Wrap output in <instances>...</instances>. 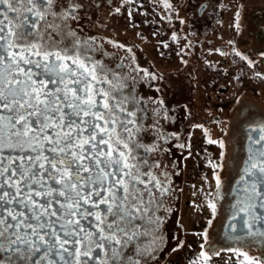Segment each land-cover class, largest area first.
Wrapping results in <instances>:
<instances>
[{"label": "snow or ice", "instance_id": "snow-or-ice-1", "mask_svg": "<svg viewBox=\"0 0 264 264\" xmlns=\"http://www.w3.org/2000/svg\"><path fill=\"white\" fill-rule=\"evenodd\" d=\"M80 7L0 0V264H147L151 256L125 249L141 235L145 193L163 186L137 153L141 129L129 98L116 94L122 85L69 25ZM252 131L260 134L249 137L233 218L247 216V234L264 239V125ZM212 254L201 252L204 264Z\"/></svg>", "mask_w": 264, "mask_h": 264}, {"label": "flooded vegetation", "instance_id": "flooded-vegetation-1", "mask_svg": "<svg viewBox=\"0 0 264 264\" xmlns=\"http://www.w3.org/2000/svg\"><path fill=\"white\" fill-rule=\"evenodd\" d=\"M133 1L75 0L81 5L78 19L69 21L78 36L88 40L92 58L122 85L116 94L129 98L141 129L136 132L142 145L137 153L149 162L152 174L163 186L162 191L153 188L151 196L145 193L148 215L137 222L141 235L125 249V255L135 258L139 248L146 255L151 253L147 264H175L172 256L184 250L189 238L193 240L196 229L200 254L210 247L220 252L230 244L249 245L264 255V239L247 234L243 221L248 217L241 214L233 218L239 207L249 137L257 138L260 133L252 129L264 125V109L251 99L257 102L262 97L253 86V77L260 60H264V3H241L242 28L228 32L225 27H214L222 19L217 5L208 7L210 0L198 5L196 0H153L150 15L142 12L138 21L135 14L125 13L126 5ZM185 1H189V8L184 7ZM183 10L189 15H182ZM151 15L155 23L146 24ZM142 24L153 28L158 37L156 50L149 55L141 43L132 40L145 39L148 31L140 27ZM230 36L236 38L227 45ZM228 48L236 61L228 59ZM211 54L216 57L214 61ZM235 62L238 73L230 80L237 77L239 89L228 81ZM221 119L225 127L217 142L224 141L223 148L209 143L212 122ZM213 144L219 151L212 149ZM210 159L218 165L213 175ZM222 165H230L229 171ZM214 177L220 180L219 188ZM209 203L215 204L214 212ZM257 212L264 213V209Z\"/></svg>", "mask_w": 264, "mask_h": 264}, {"label": "rangeland", "instance_id": "rangeland-1", "mask_svg": "<svg viewBox=\"0 0 264 264\" xmlns=\"http://www.w3.org/2000/svg\"><path fill=\"white\" fill-rule=\"evenodd\" d=\"M188 2H186V1L184 2L185 8H189L191 6L190 4L188 5ZM202 2H203V0H196L195 5H198ZM209 2H210V5H208V7H213L214 6L213 4L217 5L216 9L218 11V15H220L221 19H222V23H217L216 26H214V27H222V28L225 27L226 31L229 32V30H230L232 32L234 30V28H236V30L239 29V26H241V28H242L243 22H242V19L240 17V13H242V10H243L242 4L243 3L259 4V3H264V0H210ZM153 6H154L153 0H135L133 2H130L128 5H126L125 13L126 14H128V13L129 14L130 13L135 14L134 18H136V20L138 21V20L142 19L140 16V14L142 12L148 11V13L150 15V11H151V8ZM126 8L129 11H126ZM133 8H134V10H133ZM181 8H182V6H181ZM183 14L189 15V13H185L184 10L182 11V15ZM150 17H151L150 20L145 22L146 24L150 23V25H151V24L155 23L154 22L155 16L151 15ZM239 20L241 21L240 23H239ZM140 27L145 29L146 31H148L150 36L147 32H145L144 36H145L146 40L144 39L142 41V40H138L137 38H132V40L134 42H136V44L141 43V46L143 49H145V52L147 53V55H149V52L154 53V51L156 50V42L158 43L157 35L156 34L154 35L153 28H150V29L145 28V26L143 24ZM215 30H217V28H215ZM130 32L132 33L131 34L132 36H135V35H133V31H130ZM225 36H226V34H225ZM235 38L236 37H234V36L228 37L227 45H230L233 41H235ZM212 40H213V38H212ZM236 40H238V39H236ZM214 41L218 42V39L214 40ZM158 46H159V44H158ZM238 46L239 45L237 44V47ZM227 56H228V59H230V61H233V62L236 61L233 58L235 56V54L233 53L232 49L228 48ZM215 59H216L215 55L211 54V60L214 61ZM154 62L156 63V61H154ZM257 67H259V68H258L257 72L254 73L253 78L255 79V81L253 82V86L255 88H258V93L262 94V97H260L261 101L257 100L258 103L255 101L254 97L251 99L253 100V102H255V104H257L260 107V110H261V109H264V104H262V102H264V60L263 59L260 60V63H259V65H257ZM237 68H239V67H237V62H235L233 65V68L231 67V69H229L232 73L231 74L232 76L231 75L229 76L228 81L229 82L232 81V82H230L232 86H234L237 83V82H235L237 80V77L233 80H230L231 78H234L233 75H235V73H238ZM211 72L213 73V71H211ZM242 72L243 71L239 72L240 76H242V75L244 76L243 73H245V72H243V73ZM247 77H248V75H247ZM238 87H239V85L236 84V89ZM242 93H244V92H242ZM247 93H249V92H247ZM260 98L258 97V99H260ZM251 99H249V101ZM212 121H214V120L212 119ZM223 123H224L223 119H221L220 122H218V123L212 122L211 133H210V135H211L210 139L212 141H214V140L217 141L220 138L221 133L223 131V128L225 127V125H223ZM227 146H228V148H227L228 161H231V158H230L231 156L229 155V152H230L229 136L227 139ZM212 149L219 151L218 150L219 146L217 147L216 145L213 144ZM212 160L213 159H210L211 175H213V171H214V168L212 167V165L215 164L212 162ZM229 166L230 165H222V168L226 169V167H227V169L229 171ZM211 179H212V176H211ZM195 199L197 200V199H199V197L196 196ZM196 206H197V203H196ZM190 227H193V226L190 224ZM196 230L193 232V236H194L193 240L194 241L193 240L191 241V239L189 238V242L186 243L184 245V247L182 248L184 250L178 251V253L176 252L172 256L173 259L176 261L175 264H204V260L199 253L200 248H199L198 243H197ZM251 245H253V244H251ZM220 249L221 250L219 252V255H214V254L210 255V257H211L210 259H212L214 261L212 263H210V261L208 260L207 264H245L243 256L239 255L238 252L232 251V250L238 249L239 252H242V253L248 252L250 249L255 251L254 247L249 246V245L240 247V246H234V245L228 244L227 247H225V248L222 247ZM205 251L213 253V249L211 247L209 249H206ZM215 251L217 252L218 250L215 249ZM247 255L249 257L262 258V264H264V255H261L260 253L258 255L252 251L249 252Z\"/></svg>", "mask_w": 264, "mask_h": 264}, {"label": "crops", "instance_id": "crops-1", "mask_svg": "<svg viewBox=\"0 0 264 264\" xmlns=\"http://www.w3.org/2000/svg\"><path fill=\"white\" fill-rule=\"evenodd\" d=\"M227 246H228V244H227ZM227 246H226V247H227ZM234 246H235V245H234ZM212 249H213V248H212ZM251 251L257 254V252H255V251H253V250H251V249H250L248 252H245V254H248V253L251 252ZM217 252H218V251H217ZM213 253H214V250H213ZM258 255H259V254H258ZM210 258H211V257H210ZM209 261H210V263H212L214 260L209 259Z\"/></svg>", "mask_w": 264, "mask_h": 264}]
</instances>
